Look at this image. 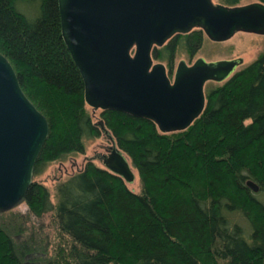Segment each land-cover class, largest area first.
Wrapping results in <instances>:
<instances>
[{
	"label": "trees",
	"instance_id": "obj_1",
	"mask_svg": "<svg viewBox=\"0 0 264 264\" xmlns=\"http://www.w3.org/2000/svg\"><path fill=\"white\" fill-rule=\"evenodd\" d=\"M203 38L200 28L176 33L152 55L171 76L177 54L192 57ZM0 52L50 125L34 174L103 134L86 110L58 0H0ZM205 92L203 111L178 131L102 110L140 191L91 160L57 183L55 201L34 180L25 210L0 212V264H264V52ZM39 222L50 228L44 237Z\"/></svg>",
	"mask_w": 264,
	"mask_h": 264
},
{
	"label": "water",
	"instance_id": "obj_2",
	"mask_svg": "<svg viewBox=\"0 0 264 264\" xmlns=\"http://www.w3.org/2000/svg\"><path fill=\"white\" fill-rule=\"evenodd\" d=\"M62 35L80 69L86 102L154 121L163 132L186 129L203 111L208 81L228 79L243 57L192 63L181 59L173 77L152 55L176 33L200 28L215 41L239 31L264 34V2L219 0H58ZM111 141L96 157L128 184L136 171L100 118ZM50 131L47 117L24 92L11 61L0 52V212L21 204ZM247 184L258 191L259 185Z\"/></svg>",
	"mask_w": 264,
	"mask_h": 264
},
{
	"label": "rangeland",
	"instance_id": "obj_3",
	"mask_svg": "<svg viewBox=\"0 0 264 264\" xmlns=\"http://www.w3.org/2000/svg\"><path fill=\"white\" fill-rule=\"evenodd\" d=\"M252 1L254 0H241L239 4H245ZM262 52H264V34L239 31L228 40L215 41L204 33L202 46L192 57L183 50L177 54L175 68L181 59L186 60L188 63H192L198 57H204L207 60L243 57L244 61L238 67V69H241L255 60ZM173 73L171 74L172 77ZM207 84L215 85L217 82L208 81ZM86 110L91 114L94 121H98L101 118V109H94L92 106L87 104ZM109 144H111V141L104 135V133L98 137L86 139V149L84 153L72 152L66 155L63 159L48 162L41 173L34 174V180H38L46 185L50 189L52 200L55 201V188L59 181L65 179L69 174L82 169L89 160L96 165L103 167L102 162L96 156L99 153L106 152L105 147ZM134 170L136 171V179L133 183H129V186L135 191H140L141 184L139 176L137 170L135 168ZM16 209L25 210V206L21 204ZM19 210H16V212ZM8 214L9 213H6L5 215ZM43 221L45 224L50 223V217L46 216ZM37 226H40V222L37 223ZM39 228L40 229H38L37 232L41 237L46 236L47 229H50L47 227Z\"/></svg>",
	"mask_w": 264,
	"mask_h": 264
},
{
	"label": "flooded vegetation",
	"instance_id": "obj_4",
	"mask_svg": "<svg viewBox=\"0 0 264 264\" xmlns=\"http://www.w3.org/2000/svg\"><path fill=\"white\" fill-rule=\"evenodd\" d=\"M108 145L105 147V150L107 151Z\"/></svg>",
	"mask_w": 264,
	"mask_h": 264
}]
</instances>
